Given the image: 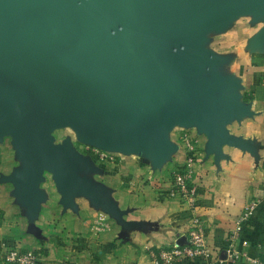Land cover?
<instances>
[{"label":"water","instance_id":"1","mask_svg":"<svg viewBox=\"0 0 264 264\" xmlns=\"http://www.w3.org/2000/svg\"><path fill=\"white\" fill-rule=\"evenodd\" d=\"M14 1L0 0V142L13 136L27 161L12 180L32 219L46 198L39 186L45 170L66 207L81 196L122 214L103 186L73 171L92 169L70 146L53 144L50 133L60 126H74L103 150L143 152L154 169L176 151L168 136L175 128L196 127L217 156L226 145L246 148L227 128L248 114L239 80L186 76L212 62L201 48L210 29L239 14L264 17V0H71L51 11L45 0H28L24 17ZM100 27L118 33L100 34ZM263 48L264 30L257 41Z\"/></svg>","mask_w":264,"mask_h":264},{"label":"crops","instance_id":"2","mask_svg":"<svg viewBox=\"0 0 264 264\" xmlns=\"http://www.w3.org/2000/svg\"><path fill=\"white\" fill-rule=\"evenodd\" d=\"M240 66L245 73L239 74L237 93L248 114L230 120L227 128L234 141L242 140L246 148L226 145L220 156L211 154L209 139L194 127L179 129V150L158 169L134 156L121 158L108 174L112 176L109 187L104 188L121 217L85 197H75V205L66 207L61 195L46 193L32 219L31 205L15 204L11 190L2 187L0 262L8 264L6 250L16 246L33 251L39 264H155L151 251L167 249L185 238L194 215L187 204L167 196L171 174L185 160L183 132L198 141L200 190L195 214L204 223L209 247L225 257L223 249L236 220L246 205L264 194V48L251 52ZM241 240L248 242L245 250L252 260L241 259L238 264H264V201Z\"/></svg>","mask_w":264,"mask_h":264},{"label":"rangeland","instance_id":"3","mask_svg":"<svg viewBox=\"0 0 264 264\" xmlns=\"http://www.w3.org/2000/svg\"><path fill=\"white\" fill-rule=\"evenodd\" d=\"M45 1H47L46 5L51 11L57 5L71 0ZM82 3L83 6H86L85 0ZM14 4L21 17L28 14V0H15ZM262 30H264V17L257 18L256 14L252 12L239 14L224 20L221 26L210 29L205 35V43L201 45L202 51L212 58V62L203 63L202 72L193 76H186V78H195L197 80L204 78L213 79L215 74L221 73L222 76H234L238 80L239 74L244 75L245 73V71L240 69L243 59L248 57L251 52L258 50L257 41ZM98 32L106 35L118 33L117 29L110 27H100ZM179 129L175 128L168 134L170 142L177 147L176 151L179 150L176 142V135ZM50 135L53 138L54 145L64 146L68 144L78 159L92 169L90 173H85L78 169L73 171L78 177L88 180L94 186L109 187L108 183L112 180V176H108V174L111 175L113 173V167L118 166L121 158L127 159L134 156L141 159V162L146 166L152 167L154 165V161H151L150 157H147L143 152L127 154L103 150L92 142L85 141L74 126L57 127L51 131ZM26 163L27 161L23 159L14 146L13 136H4L0 142V188L8 187L11 190L10 196L14 199L15 204L18 203L17 186L12 177L16 172L23 171ZM42 178L43 180L39 184L42 187L40 191H44L48 195L54 193L61 195L63 204V194L57 185L54 174L49 170H45ZM2 222L3 213L0 212V225ZM0 264L3 263L0 262Z\"/></svg>","mask_w":264,"mask_h":264},{"label":"built area","instance_id":"4","mask_svg":"<svg viewBox=\"0 0 264 264\" xmlns=\"http://www.w3.org/2000/svg\"><path fill=\"white\" fill-rule=\"evenodd\" d=\"M181 141L185 160L183 165L171 174L167 196L169 199H179L182 203L187 204L194 215H192L184 244L179 246L176 243L167 249L151 251L155 264H238L241 259L251 261L252 259L245 250L248 247V242L242 241L241 236L245 227L256 214L259 205L264 201V194L246 205L236 220L235 228L228 237V245L223 249L225 257H222L220 253H215L207 243L204 223L195 214L200 190L196 183L198 141L188 132L182 133ZM4 260L8 264H39L38 257L34 252L23 251L16 246L6 250Z\"/></svg>","mask_w":264,"mask_h":264},{"label":"bare ground","instance_id":"5","mask_svg":"<svg viewBox=\"0 0 264 264\" xmlns=\"http://www.w3.org/2000/svg\"><path fill=\"white\" fill-rule=\"evenodd\" d=\"M176 127V126H175Z\"/></svg>","mask_w":264,"mask_h":264}]
</instances>
